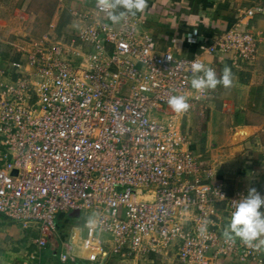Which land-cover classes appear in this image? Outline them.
I'll list each match as a JSON object with an SVG mask.
<instances>
[{"label":"built area","instance_id":"2783aa9c","mask_svg":"<svg viewBox=\"0 0 264 264\" xmlns=\"http://www.w3.org/2000/svg\"><path fill=\"white\" fill-rule=\"evenodd\" d=\"M93 8L78 14L77 36L46 37L27 62L0 66L10 77L0 82V215L36 231L39 247L60 237L63 264L103 261L104 233L118 256L176 246L186 264L261 261L259 249L226 241L216 226L217 204L232 209L241 196L185 147L193 134L183 122L209 93L191 87L192 61L208 66L209 53L240 67L256 56L257 33L244 18L208 37L193 28L185 35L200 52L189 57L158 49L131 16L113 24L96 0ZM263 10L258 2L246 14ZM172 94L188 97L186 112L168 106ZM75 210L95 218L82 242L87 256L61 227Z\"/></svg>","mask_w":264,"mask_h":264},{"label":"crops","instance_id":"0c3cea01","mask_svg":"<svg viewBox=\"0 0 264 264\" xmlns=\"http://www.w3.org/2000/svg\"><path fill=\"white\" fill-rule=\"evenodd\" d=\"M27 1L34 3L35 0ZM48 1L39 0L38 6ZM258 2L264 6V0H147L145 11L131 16L140 34L155 36L158 49L173 50L189 57L200 52L197 42L185 35L193 28L208 37L218 30L219 24L230 27L244 18V23L257 33L260 39L257 54L242 66L231 68L232 86L218 85L215 90L209 89L205 108L197 106L183 119L184 124H190L193 134L185 147L201 155L202 162L212 167L215 182H221L230 196L246 195L250 187H255L264 196V10L252 16L246 14V10ZM51 3L55 5L50 12L40 9L33 12L43 19L37 30L40 36L33 42H18V38L7 41L0 37L1 67L16 61L27 62L28 56L36 54L46 37L56 41L77 36L85 22L78 14L94 11V0H52ZM15 8L17 12H9L10 18L24 16L22 7ZM203 58L208 66H215L218 76L227 65V59L222 56L205 53ZM1 80L7 82L10 77L1 75ZM204 116L207 119L202 130L200 122ZM232 210L225 204H217L213 218L220 233L227 226ZM261 210L264 211V206ZM76 218L75 211H71L61 227L64 233L67 231L65 238L78 246L75 248L77 253L87 256L88 251L82 250V242L95 218L92 214ZM73 221L77 223L72 224ZM72 229L75 230L73 234ZM38 236L36 231L0 215V264H51L54 259L63 264L59 255L61 238H50L45 246L39 247ZM101 236L107 252L103 261L72 260L67 264H107L112 257L126 264H186L179 257L176 246L147 251L144 256L114 255L108 242L109 235L104 233ZM259 251L261 261L241 262L224 258L220 264H264V248Z\"/></svg>","mask_w":264,"mask_h":264},{"label":"clouds","instance_id":"9594fccd","mask_svg":"<svg viewBox=\"0 0 264 264\" xmlns=\"http://www.w3.org/2000/svg\"><path fill=\"white\" fill-rule=\"evenodd\" d=\"M97 8L106 14V18L113 24L125 21L129 16L143 13L148 7L147 0H96ZM191 38L189 37V40ZM193 77L191 87L197 92L215 90L218 85L230 88L233 84L231 68L225 65L221 74L204 63L193 60L191 63ZM168 106L174 113L186 112L190 105L188 97L180 94H172L167 98ZM264 196L255 187H250L246 195L231 201L230 217L227 226L223 230L226 241L239 238L245 245L260 249L264 248ZM206 230V224L201 226L200 231Z\"/></svg>","mask_w":264,"mask_h":264},{"label":"rangeland","instance_id":"374dc122","mask_svg":"<svg viewBox=\"0 0 264 264\" xmlns=\"http://www.w3.org/2000/svg\"><path fill=\"white\" fill-rule=\"evenodd\" d=\"M51 2L52 0H49L47 4H42L41 6H38L39 0L34 1L36 5H34L33 2L27 0H0V33H3L0 34V37L2 39H6L7 41L15 40L16 38H18V42H20L21 40L33 42L34 39H37L40 36V34H37V30L43 24V19L40 20L41 15H34L33 12L36 10L38 11L39 9L50 12L51 8L55 5ZM18 6L22 7L24 16L18 15L16 18H10L9 12L12 10L16 11L15 7ZM0 82L3 83V80H1ZM75 213L77 217L76 219H79L78 217H80L81 215L83 217L84 211L75 210ZM73 223L77 222L73 221L72 224ZM73 230L74 229L71 230L72 234ZM75 248H78V246L75 245ZM75 250L77 252V249ZM110 259L111 260H109L107 264H126L123 263V261H120L119 259H114L113 257ZM51 264L59 263L56 259H54Z\"/></svg>","mask_w":264,"mask_h":264},{"label":"trees","instance_id":"16d2710c","mask_svg":"<svg viewBox=\"0 0 264 264\" xmlns=\"http://www.w3.org/2000/svg\"><path fill=\"white\" fill-rule=\"evenodd\" d=\"M206 119H207V116L206 117L204 116L203 121L201 120L200 122L202 130H204Z\"/></svg>","mask_w":264,"mask_h":264},{"label":"water","instance_id":"95a60500","mask_svg":"<svg viewBox=\"0 0 264 264\" xmlns=\"http://www.w3.org/2000/svg\"><path fill=\"white\" fill-rule=\"evenodd\" d=\"M14 172L16 173V172H17V170H14Z\"/></svg>","mask_w":264,"mask_h":264}]
</instances>
